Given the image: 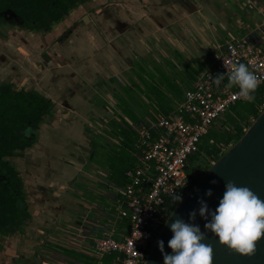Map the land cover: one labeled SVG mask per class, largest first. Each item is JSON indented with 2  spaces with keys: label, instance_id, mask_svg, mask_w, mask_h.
<instances>
[{
  "label": "crops",
  "instance_id": "obj_1",
  "mask_svg": "<svg viewBox=\"0 0 264 264\" xmlns=\"http://www.w3.org/2000/svg\"><path fill=\"white\" fill-rule=\"evenodd\" d=\"M113 7L109 14H97L95 19L80 25V62L61 69L76 77L79 73L80 77L73 79L77 91L72 93L70 85L65 87L62 82L57 84L60 89H54L55 97L47 90L44 92L55 108L65 109L67 120L61 130L70 137L68 145L72 143L74 149L63 154V145L47 139L49 129L56 125L46 130L40 128L38 140L29 152L30 171L23 173L29 187L30 218L25 238L20 239L16 234L0 236V264H92V260L105 264L108 257L98 259L91 255L93 239L107 232L120 241L129 230V222L118 217L124 223L119 222L100 203L104 199L118 204L119 198L110 191L115 186L101 169V162L100 167L93 165V142L87 138L86 130L104 132L106 114L112 117L111 109L117 108L118 99L113 96L120 92L118 83L126 80L139 94L142 86L157 83L146 79L143 68L169 70L164 59H171L172 67L178 71L194 70L196 64L203 66L204 71L197 73L198 79L228 42L264 44V0H116ZM172 53L180 60L173 59ZM70 56L71 52L64 58ZM146 56H151L153 63L149 66L141 63V70L135 68L134 57L142 61ZM169 83L163 82L161 87ZM161 87L156 91L160 92ZM94 95L103 102L104 119L91 110ZM122 100L128 102L129 98L123 94ZM154 109L151 107L149 111ZM158 110L155 115L142 114L137 125L166 116L174 109L158 107ZM123 117L122 121L129 120ZM64 163L69 168L63 167ZM21 165L25 167L23 162ZM79 174L83 190L80 188L74 198L71 193L76 191L71 183Z\"/></svg>",
  "mask_w": 264,
  "mask_h": 264
},
{
  "label": "built area",
  "instance_id": "obj_2",
  "mask_svg": "<svg viewBox=\"0 0 264 264\" xmlns=\"http://www.w3.org/2000/svg\"><path fill=\"white\" fill-rule=\"evenodd\" d=\"M236 63L246 64L262 81L255 96L264 86V44L231 41L214 56L211 67L198 77L193 90L185 92L176 109L134 127L139 138V162L126 172L122 198L117 199L119 215L128 220L129 230L120 241L102 232L92 241V256L108 257L106 264H144L168 217L173 194L183 198L202 174L201 169L205 170L202 161L210 158L208 165L214 162L205 155L198 157L200 142L222 124V116L233 105L243 100L236 96L237 87H225L227 73ZM218 74L225 75L219 87L211 83ZM261 99L264 109V95Z\"/></svg>",
  "mask_w": 264,
  "mask_h": 264
},
{
  "label": "flooded vegetation",
  "instance_id": "obj_3",
  "mask_svg": "<svg viewBox=\"0 0 264 264\" xmlns=\"http://www.w3.org/2000/svg\"><path fill=\"white\" fill-rule=\"evenodd\" d=\"M115 2L116 0H0V138H3L5 126L4 98L7 97L16 106L24 103L29 108H40L42 124L55 114V105L50 97L44 95L43 88L38 89L41 81L52 91L60 89L57 84L62 82L65 87L70 85L72 93L77 91L74 80L80 77L79 73L76 77L72 72L64 73L61 69L80 62V25H85L90 14L95 17L97 14H109L114 10ZM70 52V58H64ZM23 74L27 76L23 77ZM37 78L40 80L36 81ZM46 102L49 107L43 109L41 104L45 105ZM41 124L37 125L27 119L25 126L21 130L18 127L17 131L30 142L29 146L14 150L12 156L0 154V189L6 185L12 187L19 201L18 209L7 215V221L0 217V236L3 235L2 230L6 234L4 228L15 216H23L25 226L29 223V187L23 173L30 171L29 152L37 142ZM1 213L0 203V216ZM10 234L15 235L13 232Z\"/></svg>",
  "mask_w": 264,
  "mask_h": 264
},
{
  "label": "rangeland",
  "instance_id": "obj_4",
  "mask_svg": "<svg viewBox=\"0 0 264 264\" xmlns=\"http://www.w3.org/2000/svg\"><path fill=\"white\" fill-rule=\"evenodd\" d=\"M89 17L92 19L95 17V15L90 14ZM83 23H85V21ZM171 56L173 57V59L180 60L173 53L171 54ZM170 60L171 59H164V64L169 66L168 67L169 70L164 69L163 71L162 69L158 70L157 67H154L152 68V70L147 69V71H145V68H143L144 74L146 75V79L149 80L151 78L152 80L151 82L153 84L154 82H157V83L156 85H152V86L150 85H147V87L144 86V88L142 86L141 87L142 89L139 90V94L131 89V86L128 85L126 80L124 82H119L118 85L120 88V92L117 96H113L117 98L118 101H117V108H114V110L111 109L110 115L112 117H109L108 114H106L105 116V113L102 111L103 102L99 97L95 98V95H94L93 99H91V101H93L92 103L93 107L91 108V110H94V111L96 110L97 115H101L103 117L102 119H104V116L107 117L105 118L107 120V121L105 120L107 126L103 127L104 132L98 134L97 132H95L96 131L95 129H92L91 131L90 127H89L90 129L86 130V133L88 136L87 138L91 142H93L92 144L93 154L91 155V158L93 159V163H94L93 165H97L100 167V164H101V169L106 172L109 180L116 187V188L114 187L113 189H110V191L113 194L117 195L119 199L122 198V193L120 192V190L123 189L124 186L126 185L125 179L123 178V171L125 167H127L130 163H133V161L139 162L138 159L137 160L134 159V156L136 158V154H137V146L139 144V138L135 132L133 125H137V123L140 122V120L142 119V116H141L142 114L145 115L147 113H150V114L154 113L152 115H155L157 114V112L159 113L158 107L176 109L178 105L180 104L179 102H181V98L183 97L185 91H187V89L192 88L196 84L195 81L197 79V73L199 71H204L205 69L203 66L196 64L197 68L194 70L188 68V69H183V70L178 71L172 67ZM141 63H144V64L146 63V65L148 63V66L151 65L153 63L152 57L146 56L145 58H142V61H139L137 58L134 57V65L136 66L135 68H139L141 70L142 69ZM162 72L166 76L161 75ZM168 72L170 74H168ZM153 73L157 74L158 76H155ZM22 76L26 77L27 75L23 74ZM154 76L159 77V78L156 79ZM38 79L39 78H37L36 81L40 80ZM175 79H178L179 82H177ZM163 82H170V83L164 84L161 87ZM134 86L136 88V85ZM158 87L162 88L160 92H157ZM39 88L40 89L43 88L44 92L45 90H47V93H49V95H51L52 97L56 96L55 93L57 92L54 90L50 91L49 86L47 87V85H44V82L42 81L38 89ZM146 92L148 95H146ZM123 94L124 96L129 98L128 102L122 100ZM141 95H143L147 99L144 100L143 96ZM256 105H257L256 98L252 102H248L246 100L238 101L235 105H233L226 112L225 115L222 116V122H221L222 124L217 125L215 128L212 129L211 132L223 133V132H226L227 130L234 129V127L240 123L246 128L248 123H252V120H251L253 119L251 117L252 110ZM155 106L157 107V109H154ZM151 107H153L154 109L152 110V112L149 111V108ZM55 111H56L55 114L51 118H47V120L43 122L39 127L46 130L49 128V126L53 127V124L57 126L56 128L49 129V132L47 134V139L50 142L53 141L54 143H60L61 145H63V150L62 149L61 150L63 151L62 153L64 154L66 151H69V149L73 151L74 148L71 147L73 146L72 143L68 145L69 142H71V140L69 139L70 137L65 136L64 135L65 131L61 130L63 128L62 125L66 124L64 122V120L67 117L65 109L56 107ZM63 114H64V117L62 118L61 115ZM123 116H126L127 119L129 120L123 119L124 123L121 124L119 121L122 118H124ZM71 136L75 137L74 134H72ZM38 137H39V133H38ZM74 140L76 139L74 138ZM203 140L204 139H202L201 142H203ZM215 140H218L217 136L213 137L211 144H213ZM201 142L199 144V148L200 146H202ZM232 145L233 144L228 145L227 148L224 150V152L227 151ZM54 154H52V157L57 156ZM85 157L86 156H84V158ZM209 159L205 160L204 162L201 160L203 167H206L208 165ZM63 167L69 168L68 165L65 163L63 164ZM205 171H206V168L205 170L204 168L201 169L202 174ZM71 185L74 188V191H76V193H73L75 196L71 193V195L75 198L77 195V192L78 191L80 192V188L83 190L82 186H80V174L77 177V180L74 183H71ZM65 194L66 196H68L67 194L69 193H65ZM93 194L96 195L95 193ZM94 195H93V198L95 197ZM101 201L100 203L103 206H105L107 211H109V213L112 216L116 217L117 219L118 217L121 219L119 215V206L115 201L110 202L106 200L105 202L104 199H102ZM23 218H24L23 216L21 217L15 216L12 219V221L8 223V226L4 228L5 233L10 234L11 232H13L20 239H24L26 226L24 224L25 221ZM118 221L122 222V220H119V219ZM2 233H3V238H4L6 234H4L3 230H2ZM108 262H109V258L105 260L103 263L106 264ZM90 263L96 264L94 260L90 261Z\"/></svg>",
  "mask_w": 264,
  "mask_h": 264
},
{
  "label": "clouds",
  "instance_id": "obj_5",
  "mask_svg": "<svg viewBox=\"0 0 264 264\" xmlns=\"http://www.w3.org/2000/svg\"><path fill=\"white\" fill-rule=\"evenodd\" d=\"M224 79L225 75L218 74L211 79V83L219 87ZM227 81L225 87H237V98L248 102L254 101L253 93L262 82L244 63L232 65L231 72L227 73ZM211 194V190L205 193L207 196ZM172 199L176 203L180 202L182 197L173 194ZM199 203V215L205 219L211 216L204 228L218 238L220 245L241 256L252 257L256 254L257 243L264 238V200L248 187L237 186L228 181L214 212L209 211L204 201ZM195 217V211L189 213L190 220H195ZM170 231L172 238L168 241V247L172 254H165L164 242L158 241L164 264H212V246L202 242L206 235L198 225L177 218L171 223ZM139 234L141 236V233Z\"/></svg>",
  "mask_w": 264,
  "mask_h": 264
},
{
  "label": "water",
  "instance_id": "obj_6",
  "mask_svg": "<svg viewBox=\"0 0 264 264\" xmlns=\"http://www.w3.org/2000/svg\"><path fill=\"white\" fill-rule=\"evenodd\" d=\"M215 181V183H213ZM228 181L237 186H246L264 200V109L244 132L243 136L200 176L195 185L182 198L173 212L166 218L144 264H164L163 254L158 241L164 242V253L172 254L168 241L172 238L171 223L177 218L186 223L195 224L204 232L202 241L213 249L212 264H264V238L257 243L256 254L252 257L241 256L229 251L218 243V238L204 228L207 219L199 215L200 203L204 201L210 212H214L223 197ZM211 190V196L205 193ZM195 211V220L189 219V213Z\"/></svg>",
  "mask_w": 264,
  "mask_h": 264
},
{
  "label": "trees",
  "instance_id": "obj_7",
  "mask_svg": "<svg viewBox=\"0 0 264 264\" xmlns=\"http://www.w3.org/2000/svg\"><path fill=\"white\" fill-rule=\"evenodd\" d=\"M264 95V86L259 90V92L255 95V98L257 99V105L252 110V118L253 121L258 117V115L262 112L263 108L260 107L262 104L261 97ZM37 99L39 100V97L37 96ZM40 102V101H39ZM42 103V102H41ZM41 106L44 108L49 107V103L46 102L45 105L41 104ZM3 109H4V128H3V138H0V154L1 156H12L14 154V150L16 149H24L25 147H28L30 142H28L27 139H25L22 135V133H18L17 128L21 130L26 124V120L29 119L30 121L35 122L37 125L41 124V115L42 110L40 108H29L24 103H20L19 105H15L14 102L10 101L7 97L3 100ZM48 109V108H47ZM152 120V119H151ZM122 121V120H121ZM252 121V122H253ZM146 121L145 123H147ZM124 121H122V124ZM252 123H248V128ZM244 126L240 123L237 126L234 127V129L227 130L223 133H217V132H209L206 137H204L202 146H200L198 157H201L202 155H205L207 157L213 158V161L218 160L225 152L224 150L227 148L230 144H235L244 134L243 131ZM217 136L218 140H215L213 144H211L213 137ZM139 145V144H138ZM139 152V148L137 146V154ZM137 154L136 158L134 156V159L137 160ZM137 161H133V163H130L127 167H125L123 171V178L125 179V182H127L126 178V172L133 169ZM5 166V169H7V166ZM210 167V165L206 166V170ZM200 178V177H199ZM198 178V179H199ZM198 179L194 182L198 181ZM193 185V186H194ZM19 201L16 199L12 187L6 185L2 189H0V203L2 207V213L1 218L4 221H7V215L11 212H14V210L18 209V203ZM179 202L174 203V201H171V207L168 212V216L173 212L175 207L178 205ZM0 218V220H1ZM128 223V220H127Z\"/></svg>",
  "mask_w": 264,
  "mask_h": 264
}]
</instances>
